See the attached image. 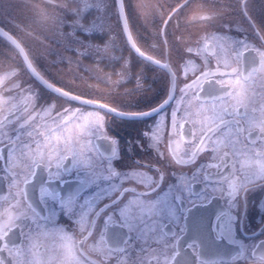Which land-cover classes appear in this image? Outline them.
<instances>
[{
    "label": "snow or ice",
    "instance_id": "6c2138e0",
    "mask_svg": "<svg viewBox=\"0 0 264 264\" xmlns=\"http://www.w3.org/2000/svg\"><path fill=\"white\" fill-rule=\"evenodd\" d=\"M72 2L75 8L66 11L58 20L44 16L45 20L52 19L61 26L63 30L59 35L62 38L75 41L77 59H61H67L69 64H79L81 57L93 55L99 58L98 64L104 60L110 65L118 63L119 71L113 74L120 79L114 82L115 85L119 87L130 81L135 85L124 95L130 97L133 93L145 91L143 69L132 75L131 59L123 56L121 47L117 46L118 37L109 28V37L104 43H96L92 39V33L97 31V24L102 19L89 17L94 11L99 13L102 7L90 4L89 0ZM241 3L246 11L247 0H241ZM129 5L136 11L133 0H116L125 41L142 61L167 73L166 96L147 111L127 112L118 103L78 98L75 93L53 82L34 57L31 62H25L26 57L20 56L22 69L20 66L8 67L0 58V68L5 69L0 80L15 81L10 88L0 87V144L6 142L8 145L6 155L0 154V161L7 164L9 180L7 195H0V264H44V260L37 256L38 245L32 242L33 238L23 228L25 221L38 215L27 192V185L37 175V169L46 168L55 180L61 178L62 171H71L78 165H82L85 172V178L78 181L77 187L69 188L63 194L44 186L39 189L40 199L51 197L58 203L61 216L69 220L68 227L55 231L59 243L52 249L47 264H169V260L171 264H181L179 250L169 251L165 254L167 259L162 260L154 249L156 245L163 246L168 242L171 230L165 231L167 224L163 220L177 222L186 210L182 193L190 190V184L185 183L183 176H176V167L197 165L198 158L204 154H210L211 161H218L206 164L207 168L231 170L224 180L227 187L221 189V197L226 193V203L230 207L239 208L247 203L251 194H255L257 208L264 211V32L257 29L259 44L246 39L236 41L238 47L233 49L234 56L225 60L217 58L215 66L207 58L198 62L202 52L209 51V45L205 44L202 50L197 46L195 52L192 47H187V58L181 55L173 71L171 54L174 50L179 51L182 37H177L173 43L167 41L171 17L161 19L159 35L165 38L166 47L161 58L154 59L145 55L132 41L128 31ZM201 19L208 21L214 17L202 16ZM99 31H104L103 25ZM14 36L15 33L7 29L0 30V40L19 56ZM116 52L120 55L116 56ZM165 58L168 62L162 63ZM21 71L27 73L29 80L55 93L57 100L63 99L68 107L57 109L55 100L40 104V92L32 86L33 83L18 79ZM181 77L183 87L177 83ZM257 84L261 100L258 116L252 114L257 111L253 104ZM177 91L179 100L175 95ZM200 93H204L203 97ZM189 94L191 100L188 99ZM172 101L181 105L187 102V106L181 120H177V111L173 109L169 133L165 117L161 114ZM73 104L78 106L73 107ZM192 107L196 111H192ZM112 115L153 117L152 126L143 133L145 143L140 145L141 150L146 147L154 153L153 159L137 161L135 167L126 170L117 169L114 162L121 151L119 142L107 135H103L109 142L110 154L106 160L84 158L83 153L81 158H77L72 144L83 136L102 134ZM40 120H50L55 127L45 124L41 131L38 127ZM9 127L17 131L15 139L5 131ZM25 133L27 141L23 139ZM21 144L22 148L19 147ZM69 152H72L71 168L65 165ZM238 154L248 157L240 162L239 168ZM201 170L197 165L196 172ZM127 184L134 186L128 187ZM165 187L168 191L160 196ZM138 188L142 190L138 191ZM173 190L176 194L169 201L168 195ZM201 195L207 199L211 193L205 191ZM105 197L109 202H101ZM124 228L127 233L121 231ZM132 232L143 242L136 253L131 250L133 237L128 235ZM17 233L20 242H17ZM195 248L196 243L193 242L184 249L185 253L192 254L193 264H196ZM253 249H240L239 256L251 257L244 264H264V241L253 245ZM145 253L155 255L156 259Z\"/></svg>",
    "mask_w": 264,
    "mask_h": 264
},
{
    "label": "flooded vegetation",
    "instance_id": "af4514ba",
    "mask_svg": "<svg viewBox=\"0 0 264 264\" xmlns=\"http://www.w3.org/2000/svg\"><path fill=\"white\" fill-rule=\"evenodd\" d=\"M93 1L98 5L100 4L98 7H102L101 14H96L94 11L89 19L95 18L97 15L104 18L107 16L110 20L107 28L118 37L117 46L121 47L123 56L131 59L132 75L135 76L137 71L143 69L147 87L145 91L133 93L130 97L124 95L126 90L132 89L135 85L132 81L123 83L119 87L115 85L114 82L120 79L119 76L113 74L119 71L120 65L118 63L110 65L107 60H104L99 64H85L83 57H81L79 64H69L67 59H61L62 57L72 58L75 56V41L64 38L66 43L58 46V40L48 34V31L50 32L48 24H51L49 27L59 24L52 19L45 20L44 16L47 15L58 20L66 11L75 8L72 0H13L8 7L0 4V26L10 33H15L13 38L20 44L23 53L21 54L19 51L20 55L18 56L16 51L9 48L3 40H0V58L4 60L6 66H20L22 69L23 64L20 56H25L26 62H31L34 57L41 70L53 82L60 84L62 88H67L71 93H75L78 98H90L109 104L118 103L127 112H143L157 106L167 94V73L156 65L142 61L132 52L121 30L116 0H89L90 4ZM133 2L136 5V11L129 5L130 27L128 31L132 41L145 54L154 59L161 58L166 47L165 38L159 35L161 19L171 17V22L167 26V41L173 43L177 37H182L179 51L174 50L171 54L170 67L173 71L175 70L174 65L179 61L181 55L187 58V47H192L195 52L197 46L202 50L205 44L209 45V51L202 52L198 62L207 58L211 61L212 66H215L217 58L225 60L234 56L233 49L238 47L236 41L246 39L259 44L257 29L264 32V0H247L246 11L241 0H133ZM202 16H213L214 19L206 21L201 19ZM59 27L61 28L60 25ZM107 34H109L107 29L102 35L96 31L92 33V39L96 38L95 40L101 41L104 36L108 38ZM205 37H209V39L205 40ZM212 37L220 38L212 39ZM81 38H84L82 34ZM110 48L111 45H109V50ZM115 55L119 56L120 52H116ZM72 59L76 60L77 57ZM163 62L168 61L165 58L162 59ZM83 63L90 68H95V77L108 74L110 78L105 77L103 80L95 78L86 81L82 78ZM4 70L0 68V75H4ZM18 79H23L28 84L33 83L32 86L40 92V104L51 103L55 100L57 109H60L61 106L68 107L63 99L57 100L56 94L51 90L38 82L29 80L27 73L21 71ZM14 83L15 81L0 80V87L7 89L12 87ZM177 83L183 87V77ZM207 87L208 84L206 83L205 88ZM257 89L253 99L257 111L252 114L258 116L261 104L258 84ZM175 95L179 100L178 91ZM199 95L203 97L204 93ZM188 99H192L191 94H189ZM192 104L195 105L194 100H192ZM72 106L78 105L73 104ZM186 106L187 102L181 105L177 104L176 101H172L166 106L161 115L165 117L167 132L170 133L171 130L173 109L177 111V120H181L185 116L184 108ZM191 110L196 111V108L192 107ZM45 124L55 127L50 120H40L38 127L41 131L44 130ZM152 124V116L112 115L108 121L107 129L102 134L83 136L79 138L78 142L72 144V149L78 159L83 153L84 158H95L96 161L106 160L110 154L109 142L103 138V135L115 138L119 142L121 150L119 158L114 162L115 167L126 170L135 167L137 161L154 158V153H150L146 147L143 150L140 147L141 144L145 143L143 133ZM186 127H190V125L186 124ZM5 131L13 139L18 135L17 131L10 127L6 128ZM23 139L27 141L26 133L23 134ZM19 147L22 148L23 145L21 144ZM238 147L241 146L238 145ZM7 148L6 142L0 144V150H2L0 154L6 155ZM209 156L210 154H204L198 158L197 165L202 169L199 172H196L197 165L177 166L175 169L176 176H183L185 183L190 184V190H185L182 193L186 208L183 216L173 223H169L168 219L163 220V223L167 224L165 231H171L168 235V242L163 246L156 245L154 249L160 253L162 260L167 259L166 253L175 249L181 252V264H193L192 254L185 253L184 249L188 243L195 242L196 264H244V261L250 260L251 257L239 256L240 249H253V245H258L259 242L264 241V211L257 208L256 195L251 194L247 203L241 204L239 208L230 207L226 203V193L224 197H221V189L227 187L224 180L231 170L207 168L206 164L208 163H218V161H211ZM246 158H248L246 155L238 154V168L240 162ZM71 160L72 152H69L68 160L65 161V165L69 168H71ZM6 168L7 164L0 161V195H7L8 193L9 180L6 176ZM169 171L173 170L169 169ZM194 174L195 179H193ZM84 178L85 172L82 165L72 168L71 171H62L59 180L50 176L45 168L43 170L37 169V175L32 178V183L27 185L30 202L38 215L34 219L30 218L25 221L23 228L33 238L32 242L38 245L37 256L44 260V264H47L52 249L59 243L55 231L61 227H68L69 220L67 217L61 216L58 203L51 197L46 196L43 200L40 199L39 189L44 186L52 192L63 194L69 188L77 187L78 181ZM126 186L133 187L134 185L127 184ZM137 190L141 191L142 189L138 188ZM167 191L168 189L165 187L160 192V196H164ZM205 191L211 193L207 199L201 195ZM175 194V190L169 193L168 200L171 201ZM101 202L109 201L105 197ZM177 215L180 213L178 212ZM97 222L100 223L99 220ZM149 225L151 226V221H149ZM121 231L128 232L126 228L121 229ZM128 235L133 237L130 241L132 252H139L143 242L135 238L137 235L135 232ZM17 242H20L18 233ZM145 255L151 254L145 253ZM151 259L155 260L156 256L151 255ZM169 264H171L170 260Z\"/></svg>",
    "mask_w": 264,
    "mask_h": 264
},
{
    "label": "rangeland",
    "instance_id": "374dc122",
    "mask_svg": "<svg viewBox=\"0 0 264 264\" xmlns=\"http://www.w3.org/2000/svg\"><path fill=\"white\" fill-rule=\"evenodd\" d=\"M13 2V0H0V4L4 5L5 7H8L11 3ZM92 4H94L95 6H100V4L98 5L96 2H92ZM87 6V5H86ZM97 14V12H96ZM99 15L101 14V12L99 11L98 13ZM98 16V15H97ZM101 19L103 20H100L99 23L97 24V31H98V34L102 35V33L106 31V29H108V21H110L107 16L104 17H100ZM101 25L104 26V31H99ZM51 26V24H48V28L50 29V32L48 31V34H51L53 36V38L57 39L58 40V46H62L63 43H66L64 41V38H62L60 35H59V32L62 31V29L59 27V25H54L52 27H49ZM108 31V30H107ZM50 36V37H52ZM107 36L109 37V34H107ZM96 39V38H95ZM94 40V42L96 43H104L108 38L106 36L102 37V40L101 41H98V40ZM75 57V56H74ZM72 57V58H74ZM99 58L98 57H95L93 55H88V56H85L83 57V62L85 64H98L96 61L98 60ZM75 61V60H74ZM83 63V64H84ZM84 64V69H83V75H82V78L85 79L86 81L87 80H92V79H99V80H103L105 77H109L110 76L108 74H101V76H97L95 77L94 73H95V68H90L88 67L87 65ZM108 72V70H107ZM92 89V88H91Z\"/></svg>",
    "mask_w": 264,
    "mask_h": 264
},
{
    "label": "water",
    "instance_id": "95a60500",
    "mask_svg": "<svg viewBox=\"0 0 264 264\" xmlns=\"http://www.w3.org/2000/svg\"><path fill=\"white\" fill-rule=\"evenodd\" d=\"M119 21H120V17H119ZM120 25H121V22H120ZM0 30H3V29L0 28ZM13 40H14V43L18 46V49H17V50L20 51L21 54H23V53L21 52L22 48H21L20 44H18L17 41H16L14 38H13ZM133 43H134V42H133ZM131 50H132V49H131ZM133 52H134V51H133ZM134 53H135V52H134ZM135 54H136V53H135ZM144 54H145V53H144ZM136 55H137V54H136ZM145 55H147V54H145ZM149 57H150V56H149ZM151 58H153V57H151Z\"/></svg>",
    "mask_w": 264,
    "mask_h": 264
}]
</instances>
